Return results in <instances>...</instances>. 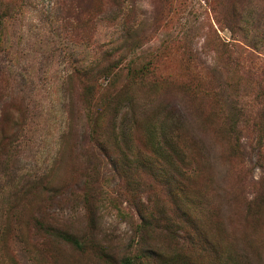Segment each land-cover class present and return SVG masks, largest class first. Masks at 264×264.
<instances>
[{
    "label": "rangeland",
    "instance_id": "1",
    "mask_svg": "<svg viewBox=\"0 0 264 264\" xmlns=\"http://www.w3.org/2000/svg\"><path fill=\"white\" fill-rule=\"evenodd\" d=\"M72 1L0 0V145H13L0 188H49L6 219L18 226L0 234V264H264V90L230 69L239 106L185 90L214 86L204 67L234 43L212 1H147L125 43L106 19L78 34ZM244 2L264 25V0ZM94 43L119 48L110 73L89 75L96 126L76 76ZM94 134L117 168L87 154ZM8 198L0 190V228Z\"/></svg>",
    "mask_w": 264,
    "mask_h": 264
},
{
    "label": "trees",
    "instance_id": "2",
    "mask_svg": "<svg viewBox=\"0 0 264 264\" xmlns=\"http://www.w3.org/2000/svg\"><path fill=\"white\" fill-rule=\"evenodd\" d=\"M147 1L150 3L154 2L152 0H73V11L71 9L68 11L73 14L78 34L82 33L87 27L95 30L106 19L113 22L117 29L120 28L123 31L118 41L123 40L125 43L130 38V31H127L128 29L126 30V28H129L130 24L134 26L138 25L139 20L136 11ZM211 1L213 12L223 18L227 29L234 35L235 39H232L234 43L229 44L219 41L214 52L217 58L213 59L212 66L204 67L207 77L214 82V86L207 83L205 87H199L197 89L193 85H187L185 86V90L189 95L191 93L203 100L198 93V90H202V97L209 102L211 101V103L218 106L222 111L224 107L239 106L240 101L239 97L233 94V90L230 87V82L227 77L229 69L233 71V74L240 75L248 81L258 93L264 90V25L254 27L248 22L251 14V2L245 3L244 0ZM158 2L162 5L170 4L168 0H158ZM3 18V16H0V32L2 30ZM5 18H9V16ZM113 43L111 45L115 46ZM3 46L4 42L0 38V53L3 51ZM93 46V61L87 68L76 72V76L80 90L87 92L90 98L87 102L86 116L96 126V123L103 117V110L94 98L96 90L94 85L90 86L89 75L91 78V75H98L101 72L110 73L112 71V65L107 63H109V60L111 61L114 54L117 53L116 50L119 48L114 47V49L109 48V50H106V45L98 47L95 43ZM195 96L193 97L195 98ZM239 110L242 111L240 107ZM263 110H259L257 113L255 112L256 114L248 111L246 116L250 117L255 114L259 118L260 115L264 114ZM94 132L97 134L95 130ZM6 141H8L7 138ZM107 145V141L105 143L94 134L86 147L87 154L92 156L95 162L101 167L107 165L115 169L117 168L118 159L111 153ZM12 146V143H9L7 146L0 145V168L2 169L0 174L3 176L6 175L7 181L8 176L10 177L8 166L11 159L10 153L13 150ZM46 178L35 177V179H32L26 184L19 186L9 184L0 188L4 195L8 191V199L11 196L12 199L10 200L13 201L10 207L4 208L5 221L1 223V236L14 235V231H16L14 228L18 226V218L15 216L14 226L10 220L8 221L6 219L9 215H17V211L25 204L27 193L36 190L49 191ZM39 229H41L40 226Z\"/></svg>",
    "mask_w": 264,
    "mask_h": 264
}]
</instances>
